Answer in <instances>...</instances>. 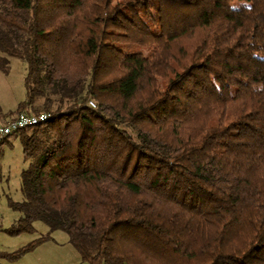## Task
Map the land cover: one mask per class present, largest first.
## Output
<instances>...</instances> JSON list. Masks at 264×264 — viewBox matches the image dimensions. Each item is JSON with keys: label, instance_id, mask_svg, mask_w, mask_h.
<instances>
[{"label": "trees", "instance_id": "1", "mask_svg": "<svg viewBox=\"0 0 264 264\" xmlns=\"http://www.w3.org/2000/svg\"><path fill=\"white\" fill-rule=\"evenodd\" d=\"M0 53L28 66L0 117L51 114L3 142L29 160L6 232L41 220L89 264H264V0H0Z\"/></svg>", "mask_w": 264, "mask_h": 264}, {"label": "rangeland", "instance_id": "2", "mask_svg": "<svg viewBox=\"0 0 264 264\" xmlns=\"http://www.w3.org/2000/svg\"><path fill=\"white\" fill-rule=\"evenodd\" d=\"M7 70L0 64V115L8 114L15 110L19 102L25 98V76L28 71L26 61L20 57L8 56ZM2 118L0 117V120ZM29 164L26 159L23 146L19 137H11L0 148V224H16L20 213L12 209L8 204V197L14 200H23L21 191V172ZM17 218V219H16ZM33 232H24L17 236L0 230V251L8 246L20 248L29 242L50 234L52 239L44 241L30 254H25L23 259L15 264H89L82 259L79 251L70 242L66 231L51 230L41 220L34 222ZM29 253V252H28ZM0 264H10L4 258H0Z\"/></svg>", "mask_w": 264, "mask_h": 264}, {"label": "built area", "instance_id": "3", "mask_svg": "<svg viewBox=\"0 0 264 264\" xmlns=\"http://www.w3.org/2000/svg\"><path fill=\"white\" fill-rule=\"evenodd\" d=\"M95 106L93 101H90ZM50 113L43 112L40 114L20 111L6 123L0 124V145L13 133L29 126L37 125L46 121L50 117Z\"/></svg>", "mask_w": 264, "mask_h": 264}, {"label": "crops", "instance_id": "4", "mask_svg": "<svg viewBox=\"0 0 264 264\" xmlns=\"http://www.w3.org/2000/svg\"><path fill=\"white\" fill-rule=\"evenodd\" d=\"M13 116H8V117H6V118H2L1 120H0V124H3V123H6L9 119H11ZM11 138V137H10ZM0 148H1V146H0ZM0 177H1V174H0ZM9 198H11L10 196L8 197V204H9ZM10 206V205H9ZM20 218V216L18 217V219ZM17 219V218H16ZM12 225H14V224H12ZM12 225H5V224H0V230L1 231H4V232H6L5 230L7 229V228H9V227H11ZM6 233H8V232H6ZM8 234H10V233H8ZM11 235H15V236H17V234H11ZM19 236V235H18ZM6 247H8L7 249H5V250H3V251H0V252H4V251H9V252H11V251H14V250H16L17 248H14L13 246H6ZM31 252H33V251H30L29 253H27V254H30ZM26 254V255H27ZM26 255H24V256H26ZM24 256L21 258V259H23L24 258ZM21 259H18V260H8V259H5L6 261H8L10 264H15V263H18Z\"/></svg>", "mask_w": 264, "mask_h": 264}]
</instances>
